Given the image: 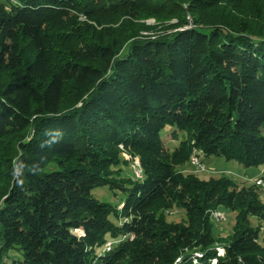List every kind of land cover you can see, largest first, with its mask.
Returning a JSON list of instances; mask_svg holds the SVG:
<instances>
[{
  "label": "trees",
  "instance_id": "1",
  "mask_svg": "<svg viewBox=\"0 0 264 264\" xmlns=\"http://www.w3.org/2000/svg\"><path fill=\"white\" fill-rule=\"evenodd\" d=\"M187 1L200 22L141 37L179 0H0V264H264V201L220 243L205 205L232 191L175 166L197 152L264 180V18L207 23L239 0ZM125 152L140 175L119 179ZM172 201L185 222L156 217Z\"/></svg>",
  "mask_w": 264,
  "mask_h": 264
},
{
  "label": "rangeland",
  "instance_id": "2",
  "mask_svg": "<svg viewBox=\"0 0 264 264\" xmlns=\"http://www.w3.org/2000/svg\"><path fill=\"white\" fill-rule=\"evenodd\" d=\"M172 7L177 9L176 16H171L169 13H158L156 15L151 14L150 12L145 11L140 18L136 19L137 23L141 24L140 34L141 37H155L158 34L169 33L175 30L183 29L184 26H194L196 22H200L201 18L204 15L205 8H198L196 11L190 10V6L187 0H182ZM264 0H239L238 2H221L213 9L209 10V16L207 20L209 22L219 21L221 15H225V21L229 20L228 16H232L239 22L242 19L250 18L256 25L263 23L262 19L264 18ZM85 18L83 17V20ZM124 19L120 17L119 23ZM182 19L186 22L182 24ZM188 21V22H187ZM230 22V21H229ZM113 24V26H117ZM145 27V28H144ZM128 46L125 48L127 49ZM169 134L167 137L169 138ZM15 136H8L5 140V144L11 143V140ZM173 139L174 138L173 136ZM123 156L126 157V161L122 160L114 170L119 172L118 178L121 179V176H134V172L140 173L137 165V159L130 153H123ZM202 162L206 164L202 167H196L191 163V157L183 162H176V169L182 173V176L187 179H195L196 183L200 184L202 182H212L214 184L222 185L220 188L223 189L226 184L228 185L227 191H232L231 193H226V198L222 196L215 195L210 201L205 205V212L209 217V222L211 225L212 232L214 233L215 238L218 242L229 241L233 238L239 222L242 220V202H244L247 197L257 195L262 201H264V189L263 185H256L251 179L250 176H254L261 172L263 169L260 167H246L235 160H229L222 156L208 155L202 158ZM50 166H56L55 163L50 164ZM198 168V169H197ZM196 169V170H195ZM205 169V170H204ZM221 176L229 178L228 183L225 181L217 182V179ZM260 178V177H259ZM258 179V177L256 178ZM255 179V180H256ZM226 180V179H225ZM206 189L203 188V190ZM106 190V191H104ZM200 192L196 189L190 195L195 192L204 194V191ZM95 196L99 200L110 199L113 202L119 204L120 196L114 194L110 189L107 190V187H99L94 190ZM237 195L240 198L236 197ZM188 199V196L186 197ZM240 200H242L240 202ZM226 201V202H225ZM122 206V203H120ZM156 217L166 220L167 222H185L187 220L185 210L178 205L176 201L169 202L168 206H159L155 211ZM219 213V214H218ZM251 221L248 222L255 226H259L262 231L261 240L264 241V221L258 219L257 217L250 216ZM131 237H134V233L131 234ZM219 251L222 253L225 251L223 247L219 248Z\"/></svg>",
  "mask_w": 264,
  "mask_h": 264
},
{
  "label": "bare ground",
  "instance_id": "3",
  "mask_svg": "<svg viewBox=\"0 0 264 264\" xmlns=\"http://www.w3.org/2000/svg\"><path fill=\"white\" fill-rule=\"evenodd\" d=\"M196 154H201V153H197V152H195V153H193L192 154V156H191V163H192V165L195 163V160H196ZM140 161L139 160H137V165L138 166H140ZM137 168H139V167H137ZM198 169V168H197ZM140 170V169H139ZM196 170V169H195ZM205 170V169H204ZM137 175H140L139 174V171H138V174ZM258 184H262L263 186H264V180L262 179V178H258L257 180H255ZM219 214V213H218Z\"/></svg>",
  "mask_w": 264,
  "mask_h": 264
},
{
  "label": "built area",
  "instance_id": "4",
  "mask_svg": "<svg viewBox=\"0 0 264 264\" xmlns=\"http://www.w3.org/2000/svg\"><path fill=\"white\" fill-rule=\"evenodd\" d=\"M202 158H203L202 154H196V160H195V163L193 165H195L196 167H199V168L202 166H205L206 164H204L202 162Z\"/></svg>",
  "mask_w": 264,
  "mask_h": 264
}]
</instances>
